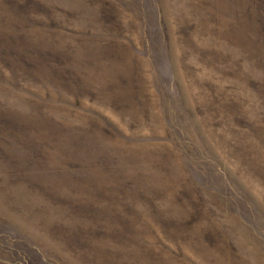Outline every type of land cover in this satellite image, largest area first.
Listing matches in <instances>:
<instances>
[{
  "label": "rangeland",
  "instance_id": "obj_1",
  "mask_svg": "<svg viewBox=\"0 0 264 264\" xmlns=\"http://www.w3.org/2000/svg\"><path fill=\"white\" fill-rule=\"evenodd\" d=\"M0 264H264V0H0Z\"/></svg>",
  "mask_w": 264,
  "mask_h": 264
}]
</instances>
